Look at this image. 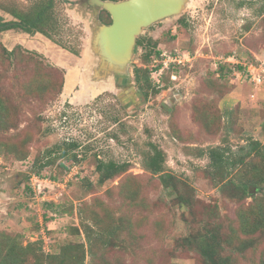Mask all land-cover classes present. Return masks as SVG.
Returning a JSON list of instances; mask_svg holds the SVG:
<instances>
[{
	"label": "rangeland",
	"instance_id": "1",
	"mask_svg": "<svg viewBox=\"0 0 264 264\" xmlns=\"http://www.w3.org/2000/svg\"><path fill=\"white\" fill-rule=\"evenodd\" d=\"M40 1L44 0H0L3 7L23 12H30ZM86 2L56 0L55 42L19 29L0 32L1 48L12 51L20 45L22 58L33 56L46 66L39 75L34 61L19 62L1 53V86L11 91L13 101L8 102L23 110L18 128L0 131V231L23 233L24 244L42 238L46 253H58L65 242L87 246L84 235L69 230L80 223L77 215L56 214L59 209L51 208L48 214L53 220L46 223L44 206L47 201L62 202L66 208L73 204L76 211L81 202L93 203L97 197L118 203L115 188L121 178L98 186L95 169L99 160L127 162L130 174L142 176L150 201L159 203L154 218L163 215L171 227L162 239L145 227L143 248L138 251L164 250L138 264H202L196 255L169 253L176 240L187 234L189 225L181 217L186 210L173 206L174 193L153 182L142 162L156 146L165 154L166 170L195 188L200 215L205 212L202 206L217 204L225 225L237 217V204L214 188L209 156L199 151L228 147L237 154L251 138L264 143V86L259 83V78L264 81V0H192L182 16L159 22L138 38L142 45L129 67L130 82L100 90L89 81L93 59L86 64L91 39ZM103 11L101 22L102 14L107 18ZM0 18L17 21L3 9ZM152 43L160 55L145 62ZM178 54L181 64L167 61ZM251 65L256 72L249 71ZM51 67L61 71L62 91L43 100L30 97L27 92L36 74L40 80L41 76L48 82L57 80L60 73ZM135 68L149 70L158 94L152 91L145 97L135 81ZM64 150L77 154L80 161L60 157L41 174L35 173L37 159L43 163L48 151L55 158ZM17 151L27 153V158L19 160ZM85 180L96 187L91 195L86 194ZM110 188L115 190L114 199L107 195ZM122 259L133 264L136 256Z\"/></svg>",
	"mask_w": 264,
	"mask_h": 264
},
{
	"label": "trees",
	"instance_id": "2",
	"mask_svg": "<svg viewBox=\"0 0 264 264\" xmlns=\"http://www.w3.org/2000/svg\"><path fill=\"white\" fill-rule=\"evenodd\" d=\"M3 6L5 5L0 2V10L3 9L11 14L17 21L3 22L0 18V32L19 29L30 35L42 34L55 42L53 31L56 26L54 20L56 0L40 1L30 12L7 9ZM103 12L107 18L102 14L101 19L110 23V14L105 10ZM261 13L264 14V8ZM179 21L184 22V19L180 18ZM138 44L142 45L140 41ZM152 45L153 50L145 55V62H149L153 55H160V51L156 50L157 44L152 43ZM16 49L11 51L2 46L0 57L3 52L8 56H15L19 62L32 60L39 75L43 70L45 71L46 66L35 60L33 56H27L26 59L21 57L18 50L22 49V46L19 45ZM51 69L60 73L57 80L52 79L48 82L42 76L40 80L39 75L36 74L27 92L30 97L43 100L49 94L55 97L62 91L61 71L55 67ZM134 72L135 81L144 91L145 97L148 98L152 91L155 95L160 92L151 81L148 69L135 68ZM0 89L3 90L0 91V131L16 129L19 125L17 118L22 113L23 107L8 102L13 101V96L11 91L4 90L1 83ZM7 145L12 147L10 144ZM70 146L74 149L78 147L77 144ZM52 152H47L46 162L38 163L40 161L36 160V174H41L60 157L72 163L80 161L78 155L70 154L69 150H64L55 158L51 157ZM204 153L208 154L210 159L208 173L211 175L214 188L219 187L221 195L238 206L237 217L227 225L219 217L217 204L202 206L205 212L199 214L195 188L166 170V157L162 150L153 146L144 156L143 170L150 174V179L153 182L157 181L162 189L174 193L172 199L174 207L186 210L181 217L189 225L187 234L176 240L175 247L169 253L196 255L202 264H264V143L251 138L246 145L239 148L237 154L228 147H209L199 151V155ZM16 154L19 160L27 158V153L23 151H17ZM62 167L68 169L64 165ZM130 169L131 165L127 162L99 160L96 165L98 186H104L121 178L115 188L120 200L118 203L117 201L111 203L114 206L104 202L100 197L93 198V203L81 202L76 211L73 204L66 208L62 202H46L44 221L48 223L53 220L48 211L55 207L59 209L54 210L56 214L77 215L80 223L70 226L69 230L72 235H84L87 246L65 242L59 247L58 253H46L42 238L24 244L23 233L0 231V264H124L123 255H135L133 264H138L142 258L151 259L152 255L157 258V251L164 250L163 247H159L158 250L149 247L145 253L138 251V248L141 250L143 248V239L146 237L144 229L150 228L154 236L162 239L171 227L163 215L154 218L159 210V203L150 201L146 186L141 183L142 176L130 174ZM84 184L86 194L91 195L96 190L95 185L89 180H85ZM27 190L32 193L30 186H27ZM115 190L110 188L107 190V195L114 199ZM36 226L39 228L38 224ZM88 258L90 263L87 262Z\"/></svg>",
	"mask_w": 264,
	"mask_h": 264
},
{
	"label": "water",
	"instance_id": "3",
	"mask_svg": "<svg viewBox=\"0 0 264 264\" xmlns=\"http://www.w3.org/2000/svg\"><path fill=\"white\" fill-rule=\"evenodd\" d=\"M191 4L192 0H87L91 39L86 64L93 59L89 81L96 90L130 82L138 38L151 26L182 16ZM101 10L110 14V24L99 19Z\"/></svg>",
	"mask_w": 264,
	"mask_h": 264
},
{
	"label": "built area",
	"instance_id": "4",
	"mask_svg": "<svg viewBox=\"0 0 264 264\" xmlns=\"http://www.w3.org/2000/svg\"><path fill=\"white\" fill-rule=\"evenodd\" d=\"M169 59L167 60V61H170V63H177V64H181V57H180V55L178 54V55H176V56H173V57H168ZM167 61L164 63L165 64V66H166V68H168L169 67V65L167 64ZM255 66L254 65H251V67H250V69H249V71H252L253 70V72H256L255 70H256V68H254ZM164 69V68H163ZM163 69H161V74H162V70ZM252 69V70H251ZM255 69V70H254ZM174 78V77H173ZM162 79V78H161ZM260 79V84L261 85H263L264 86V81H263V79L262 78H259ZM160 81V80H159Z\"/></svg>",
	"mask_w": 264,
	"mask_h": 264
},
{
	"label": "flooded vegetation",
	"instance_id": "5",
	"mask_svg": "<svg viewBox=\"0 0 264 264\" xmlns=\"http://www.w3.org/2000/svg\"><path fill=\"white\" fill-rule=\"evenodd\" d=\"M83 5H84V4H83ZM102 23H104V24H110L111 22H110V23L102 22ZM137 43H138V41H137ZM138 45H139V44H138ZM139 46H140V45H139Z\"/></svg>",
	"mask_w": 264,
	"mask_h": 264
},
{
	"label": "crops",
	"instance_id": "6",
	"mask_svg": "<svg viewBox=\"0 0 264 264\" xmlns=\"http://www.w3.org/2000/svg\"><path fill=\"white\" fill-rule=\"evenodd\" d=\"M39 34V33H38Z\"/></svg>",
	"mask_w": 264,
	"mask_h": 264
}]
</instances>
